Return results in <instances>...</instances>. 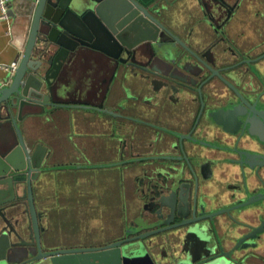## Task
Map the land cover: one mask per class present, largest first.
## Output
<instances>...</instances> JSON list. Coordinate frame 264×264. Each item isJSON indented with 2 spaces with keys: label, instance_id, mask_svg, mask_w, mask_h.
Returning <instances> with one entry per match:
<instances>
[{
  "label": "flooded vegetation",
  "instance_id": "flooded-vegetation-1",
  "mask_svg": "<svg viewBox=\"0 0 264 264\" xmlns=\"http://www.w3.org/2000/svg\"><path fill=\"white\" fill-rule=\"evenodd\" d=\"M178 1L168 0L159 17L175 49L123 53L127 62L116 71L108 61L104 111H88L103 114L110 128L102 166L119 169L140 202L126 229L150 217L161 188L169 196L189 185L198 214L214 215L216 243L228 252L234 231H245L233 218L250 223L233 207L264 189V0L198 1L189 23L173 20Z\"/></svg>",
  "mask_w": 264,
  "mask_h": 264
},
{
  "label": "water",
  "instance_id": "water-1",
  "mask_svg": "<svg viewBox=\"0 0 264 264\" xmlns=\"http://www.w3.org/2000/svg\"><path fill=\"white\" fill-rule=\"evenodd\" d=\"M25 1L32 16L27 44L17 68L0 75V264L264 263L250 252L264 236V215L259 212L264 209V189L248 193L233 207L252 220L244 224L233 218L245 231L228 252L216 243L214 215L200 216L191 186L180 184L169 196L166 187L151 197L146 210L150 217L137 218L120 240L100 247H46L45 215L37 209L34 183L53 167L45 166L43 146H28L18 123L55 109L104 111L103 77L73 87L62 84L87 51L105 61V69L111 61L116 71L127 62L123 53L143 54L150 45L165 56L168 46L176 45L166 39L170 32L159 19L168 0ZM198 1L205 5L215 0ZM92 97L99 104H91Z\"/></svg>",
  "mask_w": 264,
  "mask_h": 264
},
{
  "label": "crops",
  "instance_id": "crops-1",
  "mask_svg": "<svg viewBox=\"0 0 264 264\" xmlns=\"http://www.w3.org/2000/svg\"><path fill=\"white\" fill-rule=\"evenodd\" d=\"M23 3L26 1L12 0L6 11L0 7V75L9 72L7 68L22 56L28 41L32 16ZM175 7L173 20L189 23L198 0H179ZM105 72V61L87 51L62 84L73 87L100 79ZM18 125L28 146L46 149L45 166L53 167L34 183L37 209L45 215L46 247H100L122 239L140 202L134 197V187L123 183L119 169L102 166L113 144L105 116L88 110L55 109L48 115L27 117ZM238 219L252 220L248 213ZM233 235L235 239L241 236L237 229ZM251 251L264 258V236ZM250 262L264 264L255 259Z\"/></svg>",
  "mask_w": 264,
  "mask_h": 264
},
{
  "label": "built area",
  "instance_id": "built-area-1",
  "mask_svg": "<svg viewBox=\"0 0 264 264\" xmlns=\"http://www.w3.org/2000/svg\"><path fill=\"white\" fill-rule=\"evenodd\" d=\"M12 0H0V7L2 8L3 11H6L8 8V5L10 4ZM18 66V62H13L11 64L10 67H8L7 69L10 70L12 69V71H14Z\"/></svg>",
  "mask_w": 264,
  "mask_h": 264
},
{
  "label": "rangeland",
  "instance_id": "rangeland-1",
  "mask_svg": "<svg viewBox=\"0 0 264 264\" xmlns=\"http://www.w3.org/2000/svg\"><path fill=\"white\" fill-rule=\"evenodd\" d=\"M92 81H94V80H92Z\"/></svg>",
  "mask_w": 264,
  "mask_h": 264
}]
</instances>
